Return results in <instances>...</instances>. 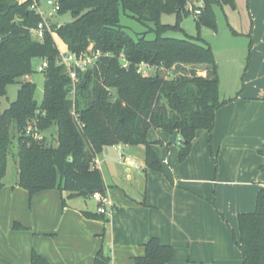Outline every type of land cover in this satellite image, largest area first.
Instances as JSON below:
<instances>
[{
	"label": "trees",
	"instance_id": "1",
	"mask_svg": "<svg viewBox=\"0 0 264 264\" xmlns=\"http://www.w3.org/2000/svg\"><path fill=\"white\" fill-rule=\"evenodd\" d=\"M40 2V0H37ZM60 11L70 12L73 21L52 24V31L74 54L111 53L101 56L97 67L81 76L76 97L71 98V79L60 64L59 50L52 34L42 42L32 38L31 30L42 22L32 10L33 0L18 4L0 0V188L6 177L13 143L12 125L20 136L18 142V185L35 194L58 189L67 200H92L93 210L84 209L87 218L108 222L98 213L96 193L107 194L101 170L93 161L105 147L120 144L144 146L146 166L154 172L163 170V162L149 140L151 129L179 135V161L191 153L199 131L211 133L217 111L232 100H221L218 64L211 44L198 36L185 34L182 39L167 37L179 30L180 22L193 9L201 8L197 27L218 29L215 6L235 9V0H59ZM196 3L200 5L196 6ZM202 4V6H201ZM122 14L146 27L131 35L121 24ZM163 14H176V25L163 24ZM233 33L236 32L233 30ZM148 34H153L152 39ZM251 38V37H250ZM252 48V42L249 49ZM124 53L129 69H123L118 56ZM48 62L41 104L35 99V85L22 84L17 99L7 109L1 98L10 85L31 75L33 61ZM140 65L152 70L150 75L137 72ZM250 65V50L245 72ZM111 90L115 94H111ZM76 112L80 124L75 119ZM36 123L42 133L56 129L58 145L47 138L35 140L26 135V127ZM239 240L243 264H264V186L257 196L256 209L238 216ZM15 228H22L19 224ZM145 254L135 264H169L175 250L158 238L145 245ZM31 264H52L32 251ZM94 264H112L110 254L101 249Z\"/></svg>",
	"mask_w": 264,
	"mask_h": 264
},
{
	"label": "crops",
	"instance_id": "2",
	"mask_svg": "<svg viewBox=\"0 0 264 264\" xmlns=\"http://www.w3.org/2000/svg\"><path fill=\"white\" fill-rule=\"evenodd\" d=\"M247 7L246 49L224 45L218 55L212 47L220 98L232 101L217 111L211 133H197L187 159L179 161L177 133L149 139L161 172L147 168L144 146L105 147L96 158L114 205L108 222L85 217L84 209L93 210L85 200L63 205L58 189L31 195L18 174L3 180L0 264H31L33 250L52 264H94L101 249L112 264H135L153 237L174 248L169 264H243L231 231L239 237L238 216L255 211L264 186V0H247Z\"/></svg>",
	"mask_w": 264,
	"mask_h": 264
},
{
	"label": "rangeland",
	"instance_id": "3",
	"mask_svg": "<svg viewBox=\"0 0 264 264\" xmlns=\"http://www.w3.org/2000/svg\"><path fill=\"white\" fill-rule=\"evenodd\" d=\"M17 1V0H16ZM49 0H40V11L45 14L46 18H48L52 23L55 24H66L73 21L72 14L70 12H66L64 14L56 13L54 12V9L52 6L48 5ZM18 2V1H17ZM192 3V2H190ZM189 3V4H190ZM18 4H20L18 2ZM236 8L233 9L228 5H224L223 7L215 6V13L217 17V24L218 29L213 30L211 28L206 27H197V20L198 17L195 15L193 11L190 12V14L187 17H184L183 20L180 22V28L179 30H171L168 31L165 36L167 37H174L182 39L185 37V34H188L190 36H198L199 34L202 36L204 40H206L209 44L212 45V47L219 53L220 51L224 49L225 46H236L238 49L242 48L244 51L247 47V44L249 42V36H248V30L247 27L250 24L249 23V17H248V7H247V0H235ZM199 4L196 3V6H199ZM52 13V16L50 14ZM161 21L163 24H169V25H176L178 23V19L176 14H163L161 17ZM121 24L126 27V30L128 33H130L133 36H136L139 32H144L146 30V27L142 24L135 21L133 18L128 17L127 15L122 14L121 16ZM241 35L237 38L233 36L232 28ZM154 37L153 34H148V38L152 39ZM42 64V61L40 59H35L33 61V70L34 72L24 78L18 79L17 83L12 84L7 89V96L1 98V104L3 109H7L12 102H14L17 99L18 91L20 90L22 84L25 82H31L35 85V99L36 101L41 104L43 100L44 95V87H45V74L38 72V67ZM111 94L114 95L115 91L111 90ZM10 132L13 134V143L11 146L10 154H9V160H8V169L6 177L3 180H10L17 176L19 172L18 167V142L17 139L20 136V132H18V129H16L15 125H12ZM56 129L52 128L48 131L43 133V138L46 137L48 144H51L53 146L58 145L57 138H56ZM170 136H173V134H169L165 131L159 132L154 129H151L148 135L149 139H162L168 138ZM178 140H176L175 137V148L178 146L177 143ZM143 148V146H142ZM110 151H114L113 148L109 147ZM2 180V181H3ZM84 201V199H69L73 205H77L79 201ZM88 207H93L94 202L92 200H89ZM213 207L214 204L212 203ZM237 239L239 238L236 234ZM231 240L234 247L239 251L238 245L235 243L233 231H231ZM242 264V263H241Z\"/></svg>",
	"mask_w": 264,
	"mask_h": 264
},
{
	"label": "built area",
	"instance_id": "4",
	"mask_svg": "<svg viewBox=\"0 0 264 264\" xmlns=\"http://www.w3.org/2000/svg\"><path fill=\"white\" fill-rule=\"evenodd\" d=\"M20 4L28 1V0H17ZM193 3H190V9L191 11H193L195 13V15L198 17L201 15V8H197L196 10L193 9L192 6ZM48 5L52 6L54 9V12L58 13L60 11V2L59 0H49L48 1ZM32 10H35L38 12V14H40L42 16V22H40L38 24V27L31 30L32 33V38L35 41H39L42 42L44 40V36L46 33H50L52 34L54 41L56 38V34L53 33L52 31V23L49 21L48 18H46L45 14H43L40 11V4L37 0H33V4L31 6ZM50 16H52V13L50 14ZM57 48L59 50V60H60V64H63L66 68L67 74L71 79V85H70V94H71V98L74 99L76 97L77 91H78V87L81 84L82 80H81V76H84L85 74H87L89 71L94 70L97 67L98 64V60L101 56H105L108 58H114L115 55L111 54V53H107L105 55H103L101 52L97 51V52H92L91 54H74L68 51L67 49H63L56 41H55ZM118 60L121 64V67L123 69H129V62L126 59V56L124 53H121L118 56ZM48 67V62L46 60L42 61V64L38 67V72L43 73ZM137 72L139 74H147L150 75L152 73V70L149 68H146L145 65H140L138 67ZM75 119L77 120V122L80 124L79 118L76 114V112H73ZM81 125V124H80ZM26 135L31 136L32 138H34L35 140H41L43 138V133L40 131V129L38 128V126L36 125V123H32L30 122L27 127H26ZM93 166L94 167H98L99 166V162L97 160V158L94 159L93 161ZM93 200H95L100 206L98 208V213L105 215V216H112L113 214V209H114V205L111 201V199L109 198V196L106 195H102L100 193H96L92 196Z\"/></svg>",
	"mask_w": 264,
	"mask_h": 264
}]
</instances>
